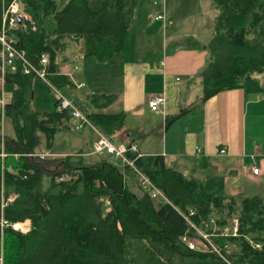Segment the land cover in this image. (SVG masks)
I'll return each mask as SVG.
<instances>
[{
	"label": "trees",
	"instance_id": "obj_1",
	"mask_svg": "<svg viewBox=\"0 0 264 264\" xmlns=\"http://www.w3.org/2000/svg\"><path fill=\"white\" fill-rule=\"evenodd\" d=\"M13 1L0 0V29L3 7ZM18 1L36 28L29 21L20 24L12 32L17 47L35 66L42 54H48L46 82L69 98L66 90L75 84L61 73L59 61L68 40L81 39L84 58L101 63L124 49L129 25L123 0H104L99 9H92L89 0H69L61 9L57 0ZM214 4L218 13L208 44L209 62L202 72L203 95L180 116L264 74V0H214ZM50 15L56 26L46 33L43 22ZM34 77L20 69L5 76V83L16 85L21 97L0 111L6 154L0 156V219L29 220L31 227L26 233L11 226L0 228V264H228L216 252L190 249L182 241L183 236L202 239L179 213L192 209V223L221 247L231 264H264V196L211 195L197 178L166 167L162 155L136 159L137 167L168 202L144 191L137 174L112 156L91 163L82 153L39 156L38 147L43 143L49 150L56 133L71 124V115L32 106ZM88 100L104 109L115 96L91 94ZM84 111L110 137L125 126L124 112ZM3 119L11 122L13 136H1ZM234 218L237 234L223 235Z\"/></svg>",
	"mask_w": 264,
	"mask_h": 264
},
{
	"label": "crops",
	"instance_id": "obj_2",
	"mask_svg": "<svg viewBox=\"0 0 264 264\" xmlns=\"http://www.w3.org/2000/svg\"><path fill=\"white\" fill-rule=\"evenodd\" d=\"M155 1L123 0L129 25L124 49L105 64L90 62L91 58H84L83 48L77 53L73 42L67 41L59 61H62L61 73L75 84L70 93L87 85L92 94L116 95L109 107L88 110L126 114L125 126L111 136L113 141L136 146L142 156L162 155L166 167L197 178L206 193L236 198L264 196V139L258 135L261 123L255 119V113H264V98L253 99L255 88H251L255 79L264 74L256 75L248 87L222 91L195 111L178 115L199 102L203 95L202 72L209 62L208 44L215 32L218 11L214 0H166L163 9L172 24L164 25L155 20L157 12L162 10V5ZM80 59L81 67L75 63ZM108 63L112 64L103 66ZM112 67H118V71H111ZM89 70L95 71V80L89 76ZM120 75L121 83L116 88L110 81L118 80ZM6 85L0 80L3 96ZM158 94L166 97L161 113L148 107V101ZM118 101L122 102L121 111H107ZM15 102L4 99L5 104ZM4 134L13 136L12 125L5 119L1 121V136ZM96 137L91 128L83 129L74 139L79 151L69 155L82 153L86 163L106 156L92 153ZM3 147L0 139L1 157ZM42 147L43 144L38 149ZM47 154L49 157L68 155L48 151ZM253 167L259 168L258 174L253 173ZM22 223L30 230L29 220Z\"/></svg>",
	"mask_w": 264,
	"mask_h": 264
},
{
	"label": "built area",
	"instance_id": "obj_3",
	"mask_svg": "<svg viewBox=\"0 0 264 264\" xmlns=\"http://www.w3.org/2000/svg\"><path fill=\"white\" fill-rule=\"evenodd\" d=\"M166 0H156V4L162 5V10L157 12L155 20L161 21L164 25L172 24V21L168 17L166 11L163 7ZM29 21L32 24V28L35 29V25L31 20L30 16L25 12L23 5L20 4L18 0L13 1L8 6L3 7V18H2V28L0 29V80L5 82V76L7 72L15 73L19 69L25 74H33L34 76H39L45 81H47L48 65H49V56L48 54H42L39 65H33L26 56L24 50H20L17 47L16 40L14 39L12 32L18 29L19 25L23 22ZM81 86V85H80ZM83 86V84H82ZM53 87V86H52ZM56 93V109L58 112L68 111L71 115V126L75 131H82L85 128H91L96 133V140L93 144L92 153L99 155H109L112 156L115 160L119 161L125 168H128L130 171L135 172L138 176V180L142 189L148 192L153 198H163L166 201L170 202L168 198L164 195L162 190L158 188L154 182L142 171L140 170L135 161L142 155L138 153L137 147L130 144L118 145L112 138L102 132L97 128L92 120L88 117L87 113L78 107L74 101L66 96L60 90H57L53 87ZM166 102V97L164 94H158L153 96L148 101V107L152 112L161 113L162 107ZM5 106L3 91L0 92V108L3 110ZM197 151H200V148H197ZM131 154L134 157H131ZM6 156L5 153H2V157ZM30 156H32L30 154ZM44 158V155H39ZM252 171L254 174L259 173L258 167H253ZM9 200H12L13 197H9ZM6 204L7 202L4 201ZM179 213L184 217V219L195 228L200 238H192L190 236H183L182 241L185 242L190 249H201V250H212L216 252L224 261L228 264H231L226 257V254L222 251L221 247L216 245L203 230L198 228L194 223H192L190 216L195 213L192 209L189 213H184L179 211ZM211 224L215 223L214 219L210 220ZM11 226L14 230L26 233L28 230L25 228L23 223H10L4 218L0 219V228L1 231L4 227ZM238 230V220L234 218L228 226L223 229V235H236ZM228 250L230 247L226 245L224 247Z\"/></svg>",
	"mask_w": 264,
	"mask_h": 264
},
{
	"label": "rangeland",
	"instance_id": "obj_4",
	"mask_svg": "<svg viewBox=\"0 0 264 264\" xmlns=\"http://www.w3.org/2000/svg\"><path fill=\"white\" fill-rule=\"evenodd\" d=\"M68 1L69 0H57L58 9H61ZM20 4H21V2H20ZM89 6L93 9H99L103 6V1L102 0H90ZM55 26H56V22H55V19L52 15L45 18V20L43 22V29L46 33L52 32L53 29L55 28ZM69 42H73L72 44L74 45L77 53L80 50V48L84 47L83 42L80 40L79 41L70 40ZM63 56H64V53H60L59 54V60ZM91 60L92 61H90V62H95V63L97 62L98 63V61L95 58H91ZM75 63H77L78 66H80V67L82 66V60L81 59L76 61ZM75 63L72 62L73 65ZM98 64H105V63L99 62ZM108 64L109 65H103V66L109 67L112 63H108ZM89 71H90L89 76L91 75V78L95 80V78L93 77V75L96 77L95 71L94 70H89ZM111 71H118V67H112ZM120 76L121 77L118 78V80L110 81V83L116 88H118L120 86L122 75H120ZM85 80H83V81L86 84ZM252 83H253V81L247 82L246 86L248 87ZM32 88H33L32 106L34 108L39 109V110L44 111V112H54L56 110L57 97H56V93H55V90L53 89V87L48 82H46L44 79H42L41 77L35 76L33 78ZM110 88H112V86H110ZM251 88L252 89L255 88L254 94H252L253 99H256L257 97H258V99H260V97L264 98V75L257 77V80L255 79V84L253 83ZM251 88H250V90H252ZM70 92H71V89L66 90V93L68 95L70 94L71 97L74 99V101L78 105L85 107L89 111L90 110L96 111V108L93 105H91L88 101V97L92 93L89 90V87L87 85H86V87H84L82 89H79L77 91H73L72 93H70ZM20 96H21V91L19 90V88L18 89L15 88L14 85H12V84H7L5 86L4 99L6 102L7 101L10 102L12 100L18 101L20 99L19 98ZM121 110H122V102L118 101L114 104V106L112 107L111 110H107V111L117 112V111H121ZM150 114H152L151 111H150ZM159 118H161V117H159ZM255 119L261 123L258 126L257 131H258L259 137L264 139V113L258 111L257 113H255ZM6 121H9V120L6 119ZM10 124H11V122H10ZM79 135H80V131H75L71 125H68V127L63 128L59 132L56 133L54 141L52 143V146L49 150L45 149L44 148L45 146L43 145V147H42L43 149L39 148L37 150V152L43 153L41 155H44L45 157H49V155L47 154V151L51 154H61V153H68V155L69 154H75L79 150H76L77 145H74L75 144L74 139L77 138ZM115 143L118 145H121L122 141L116 140ZM56 157L51 156L50 158H56ZM86 160L88 161L90 159L87 158Z\"/></svg>",
	"mask_w": 264,
	"mask_h": 264
},
{
	"label": "bare ground",
	"instance_id": "obj_5",
	"mask_svg": "<svg viewBox=\"0 0 264 264\" xmlns=\"http://www.w3.org/2000/svg\"><path fill=\"white\" fill-rule=\"evenodd\" d=\"M56 50V49H55ZM193 218V217H192Z\"/></svg>",
	"mask_w": 264,
	"mask_h": 264
}]
</instances>
